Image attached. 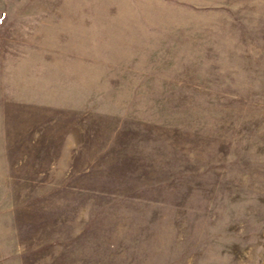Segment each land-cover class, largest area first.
<instances>
[{
    "label": "rangeland",
    "instance_id": "374dc122",
    "mask_svg": "<svg viewBox=\"0 0 264 264\" xmlns=\"http://www.w3.org/2000/svg\"><path fill=\"white\" fill-rule=\"evenodd\" d=\"M0 264H264V0H0Z\"/></svg>",
    "mask_w": 264,
    "mask_h": 264
}]
</instances>
